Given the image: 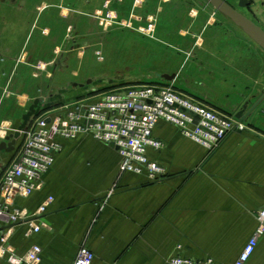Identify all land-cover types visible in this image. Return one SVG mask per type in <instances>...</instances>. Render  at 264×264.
<instances>
[{"label":"crops","instance_id":"0c3cea01","mask_svg":"<svg viewBox=\"0 0 264 264\" xmlns=\"http://www.w3.org/2000/svg\"><path fill=\"white\" fill-rule=\"evenodd\" d=\"M249 1L251 11L264 14V0ZM54 12L43 9V15L52 16L34 22L26 45L29 61L43 64L45 87H35L39 75L32 71L16 73L18 95L32 102L41 88L45 93L51 87L60 90L70 79L59 62L51 68L53 39L65 40L66 26L63 12L56 11L57 18ZM254 57L219 58L216 71L223 79V93L204 96L217 112L235 114L242 103L249 109L264 94V67L254 63ZM207 73V78H215ZM28 83L34 87H27ZM246 121L258 133L232 134L210 152L172 125L157 124L153 136L162 148L149 150L148 157L163 171L153 178L121 173L117 152L88 135L57 140L60 151L43 174L41 189L16 202L32 213L52 197L42 217L46 228L30 236H25V227L15 228L10 248L23 255L31 246H39V264H73L81 247L93 252L92 264H168L176 256L233 264L257 226L254 212L263 205L264 99ZM245 139L252 145L244 146ZM246 264H264V234Z\"/></svg>","mask_w":264,"mask_h":264},{"label":"rangeland","instance_id":"374dc122","mask_svg":"<svg viewBox=\"0 0 264 264\" xmlns=\"http://www.w3.org/2000/svg\"><path fill=\"white\" fill-rule=\"evenodd\" d=\"M224 1L264 27V14L257 16L249 8H239L237 0ZM44 8L54 10L56 18L59 10L66 18L65 40L54 37L55 54L49 57L55 61L52 69L59 62L70 75L60 90L51 87L46 93L42 89L48 82L42 76L43 64L31 63L26 47L34 22L52 16L43 15ZM241 55L258 56L254 63L263 69L264 55L255 43L205 0H0V131L10 133L32 104V99L17 93L18 72L39 75L35 87H42V92L37 94L41 99L37 115L113 89L149 85L170 88L180 97L216 111L204 96L223 93L217 62ZM208 71L215 78H207ZM161 75L175 77L167 81ZM27 87L34 85L28 83ZM242 105L235 114L225 115L239 122L248 110ZM246 120L241 123L242 134L258 133ZM244 141V146L252 145L248 139ZM13 157L0 153V177Z\"/></svg>","mask_w":264,"mask_h":264},{"label":"built area","instance_id":"2783aa9c","mask_svg":"<svg viewBox=\"0 0 264 264\" xmlns=\"http://www.w3.org/2000/svg\"><path fill=\"white\" fill-rule=\"evenodd\" d=\"M161 122L172 125L182 136L209 152L217 149L228 136L242 130L241 122L157 85L113 89L33 118L0 177V261L5 260L7 264H39L41 261L39 246L33 245L23 255H18L8 243L17 227L26 228L25 236L46 228L42 217L53 202L52 197L46 198L32 213L18 207L16 202L41 189L42 176L52 167L55 154L60 151L57 140L88 135L117 152L121 173L146 174L153 178L163 171L148 157L149 150L162 148V143L153 138V131ZM7 134L5 130L0 131V138L4 139ZM254 219L257 226L233 264H246L264 234V193L263 205L254 212ZM94 258L91 250L81 247L73 264H92ZM168 264L213 262L176 256L171 257Z\"/></svg>","mask_w":264,"mask_h":264},{"label":"water","instance_id":"95a60500","mask_svg":"<svg viewBox=\"0 0 264 264\" xmlns=\"http://www.w3.org/2000/svg\"><path fill=\"white\" fill-rule=\"evenodd\" d=\"M211 5L217 12L225 16L238 28H240L263 52H264V30L253 23L251 20L243 16L234 7L228 4L224 0H205ZM250 5L249 0H239L238 7L246 8ZM162 79L171 81L174 75H161ZM87 84L89 83L86 82ZM73 86L82 87V85L73 84ZM264 99V94L246 111L241 115L239 122L243 123L259 106L261 101ZM41 103V99H34L32 104L29 106L27 112L22 115L21 122L11 128V132L5 136L4 141L0 142V153L4 152L8 155H13L16 148H18L21 140L22 133L27 129L31 120L37 116V109Z\"/></svg>","mask_w":264,"mask_h":264},{"label":"flooded vegetation","instance_id":"af4514ba","mask_svg":"<svg viewBox=\"0 0 264 264\" xmlns=\"http://www.w3.org/2000/svg\"><path fill=\"white\" fill-rule=\"evenodd\" d=\"M238 2H239V0H237ZM250 2V1H249ZM251 4V3H250ZM250 6V5H249ZM249 6H247L246 8H249ZM4 154H6V153H4Z\"/></svg>","mask_w":264,"mask_h":264}]
</instances>
